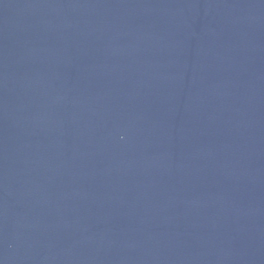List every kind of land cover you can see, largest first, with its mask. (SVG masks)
<instances>
[{
  "label": "water",
  "instance_id": "1",
  "mask_svg": "<svg viewBox=\"0 0 264 264\" xmlns=\"http://www.w3.org/2000/svg\"><path fill=\"white\" fill-rule=\"evenodd\" d=\"M0 264H264V0H0Z\"/></svg>",
  "mask_w": 264,
  "mask_h": 264
}]
</instances>
